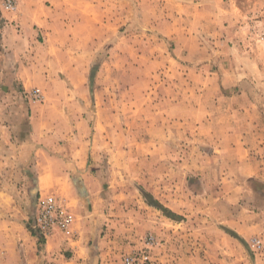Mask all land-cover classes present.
Wrapping results in <instances>:
<instances>
[{
    "label": "rangeland",
    "instance_id": "obj_1",
    "mask_svg": "<svg viewBox=\"0 0 264 264\" xmlns=\"http://www.w3.org/2000/svg\"><path fill=\"white\" fill-rule=\"evenodd\" d=\"M94 3L78 5L95 29L78 135L92 148L78 171L96 178L84 205L67 200L69 228L51 231L82 238L85 264H264V220L250 235L235 230L264 205V0H236L224 24L190 14L182 24L202 25V47L158 30L165 0ZM61 132L71 158L73 133Z\"/></svg>",
    "mask_w": 264,
    "mask_h": 264
},
{
    "label": "crops",
    "instance_id": "obj_2",
    "mask_svg": "<svg viewBox=\"0 0 264 264\" xmlns=\"http://www.w3.org/2000/svg\"><path fill=\"white\" fill-rule=\"evenodd\" d=\"M80 1L95 5L94 0H20L12 10L0 7V264H85L88 258L82 238L71 240L69 231H51L42 237L34 226L38 199L54 195L66 206L68 202L84 205L87 185L96 178L93 171H78L92 148L89 138L80 143L78 135L89 125V118H81L79 110L80 102L86 107L90 98L89 48H94L95 32L89 18L80 19ZM165 2L170 20H160L158 30L178 41L176 46L189 42V47H202V25L182 24L190 14L200 16L205 11L224 24L240 11L236 0ZM84 21L88 27L84 28ZM80 48H87V53ZM35 88L42 94L40 100L31 99ZM66 128L73 133L71 158L65 157L59 144L66 138L61 132ZM239 144L240 140L234 149ZM236 219L241 226L235 230L250 235L264 220V205ZM64 238L69 240L67 246H77L71 256L63 250ZM84 238L90 236L85 233ZM42 244L39 250L37 245Z\"/></svg>",
    "mask_w": 264,
    "mask_h": 264
},
{
    "label": "built area",
    "instance_id": "obj_3",
    "mask_svg": "<svg viewBox=\"0 0 264 264\" xmlns=\"http://www.w3.org/2000/svg\"><path fill=\"white\" fill-rule=\"evenodd\" d=\"M17 1L2 0V5L6 10H11L16 6ZM30 96L32 100H40L42 98V94L37 88L31 91ZM72 218L67 206L54 195L38 199L34 226L40 230L42 235L49 234L53 229L66 231L72 223Z\"/></svg>",
    "mask_w": 264,
    "mask_h": 264
}]
</instances>
